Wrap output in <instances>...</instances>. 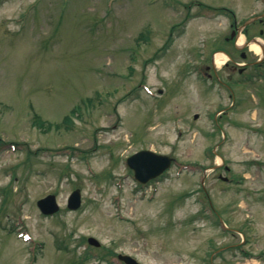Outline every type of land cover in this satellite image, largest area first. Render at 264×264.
<instances>
[{"label":"rangeland","instance_id":"1","mask_svg":"<svg viewBox=\"0 0 264 264\" xmlns=\"http://www.w3.org/2000/svg\"><path fill=\"white\" fill-rule=\"evenodd\" d=\"M215 9L239 25L264 0H0V264H264V78L249 66L230 108L203 76L230 30ZM143 149L175 162L141 186L125 159Z\"/></svg>","mask_w":264,"mask_h":264},{"label":"flooded vegetation","instance_id":"2","mask_svg":"<svg viewBox=\"0 0 264 264\" xmlns=\"http://www.w3.org/2000/svg\"><path fill=\"white\" fill-rule=\"evenodd\" d=\"M228 25L230 29L229 34L228 36H225L223 38V43L225 46H221L222 49H216L211 52L209 59L210 67L206 65L205 71L209 77L211 78L214 76L217 77L216 79L221 83V85L225 86V88L228 89L231 97H233L234 92L231 86L235 84L245 83V81H243L241 77L248 72L247 71L248 67L256 64L257 60L259 59H252L250 62L247 61L248 57L250 56V54L248 53L250 51L248 43L250 40L253 39V36L248 35L251 32V30L246 31L247 35H244V41L243 43H241L242 45H240L238 44V40L241 34L238 33L239 26L237 25L233 15L231 18V22ZM259 25L260 28L257 30V35L263 38L264 20L259 21ZM216 52H223L229 57L228 62L224 65V69L229 66L232 68V71L228 74V77L223 82L218 78L216 71L213 69V54ZM260 55L261 57H264V50L260 52ZM219 178L223 180L224 177L220 175Z\"/></svg>","mask_w":264,"mask_h":264},{"label":"water","instance_id":"3","mask_svg":"<svg viewBox=\"0 0 264 264\" xmlns=\"http://www.w3.org/2000/svg\"><path fill=\"white\" fill-rule=\"evenodd\" d=\"M253 20L254 19L249 20L246 24ZM171 160L172 159L168 156L159 155L149 150H142L130 156L127 159V164L134 171L135 178L139 182L145 183L149 179L155 178L167 169L170 166ZM79 205L80 191L75 190L68 198V207L70 209H76ZM37 207L43 214L46 215L53 214L58 210V206L53 195H48L47 197L37 201ZM88 242L94 246H98L97 241L92 238H90ZM120 258L123 259L126 264H139L134 259L127 256H121Z\"/></svg>","mask_w":264,"mask_h":264},{"label":"bare ground","instance_id":"4","mask_svg":"<svg viewBox=\"0 0 264 264\" xmlns=\"http://www.w3.org/2000/svg\"><path fill=\"white\" fill-rule=\"evenodd\" d=\"M241 39H242V38H241ZM250 47H251V49H252L255 53H259L260 50H259V47H258V46L252 44ZM224 61H225L224 57H222L221 55L217 56V63H218V64H221V63H223Z\"/></svg>","mask_w":264,"mask_h":264}]
</instances>
